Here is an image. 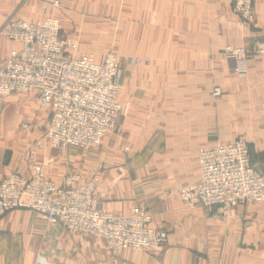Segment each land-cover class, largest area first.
Masks as SVG:
<instances>
[{
    "label": "crops",
    "instance_id": "obj_1",
    "mask_svg": "<svg viewBox=\"0 0 264 264\" xmlns=\"http://www.w3.org/2000/svg\"><path fill=\"white\" fill-rule=\"evenodd\" d=\"M231 2L123 0V20L137 22L139 37L154 46L147 51L148 74L132 76L128 69L121 74L116 131L95 149L46 145L38 151L45 173L57 184L69 172L83 179L97 175L100 208L119 215L134 205L150 209L153 222L168 229L165 244L115 252L103 239L47 226L36 212L15 209L0 214V264H264V203L228 211L187 207L177 193L198 180L201 147L243 138L254 165H264V58L250 61L241 78L228 71L219 52L228 37L236 42L244 32ZM108 4L114 1L59 0L53 9L44 0H0V27L10 17L34 21L45 12L93 20L99 5ZM262 4L258 0L257 6ZM79 7H91L93 14ZM18 46L0 33V62ZM214 86L221 88L218 97L212 95ZM24 118L45 124L49 111L31 94L0 97V178L27 172L30 143L19 126Z\"/></svg>",
    "mask_w": 264,
    "mask_h": 264
},
{
    "label": "built area",
    "instance_id": "obj_2",
    "mask_svg": "<svg viewBox=\"0 0 264 264\" xmlns=\"http://www.w3.org/2000/svg\"><path fill=\"white\" fill-rule=\"evenodd\" d=\"M44 1L53 8L60 6L59 0ZM234 10L251 19L250 0H235ZM1 33L19 46L0 62V97L31 94L49 111V118L45 124L19 123L30 143L28 169L0 178V214L30 210L47 226L61 225L68 232L103 239L115 252L161 248L168 229L153 222L150 209L134 205L127 215L104 210L96 196L97 175L83 179L69 172L57 184L38 159V151L46 145L91 150L116 131L124 92L116 56L109 53L96 60L64 33L57 16L47 12L34 21L10 17ZM234 66L236 72L242 71L237 61ZM219 94L216 87L213 95ZM197 164L198 180L177 192L183 205L228 211L246 203H264V174L251 165L244 139L199 148Z\"/></svg>",
    "mask_w": 264,
    "mask_h": 264
},
{
    "label": "rangeland",
    "instance_id": "obj_3",
    "mask_svg": "<svg viewBox=\"0 0 264 264\" xmlns=\"http://www.w3.org/2000/svg\"><path fill=\"white\" fill-rule=\"evenodd\" d=\"M109 1H114V4H108L107 6L99 5L96 14H94L97 17L93 20L73 21L69 19L66 20L64 16L61 17L57 12L53 15L60 17L62 28L65 31L64 33L76 39L80 47L84 51L93 54L96 60H101L105 55L112 53L117 58L120 74L123 73L124 69H128V72H132V76H139L140 73L145 74V72L148 74L145 69L152 63V58L147 51L154 46V43H152L151 40L150 45H147L145 44V39L139 37L137 22H126L123 20V0ZM250 1L252 12L251 19H243L235 12V0H232L230 10L232 14L236 16L239 25L243 28V36L236 42L233 41L235 40L234 37H228L227 43L224 44L219 51L220 55L226 61L228 71L232 75L241 78L247 76L248 63L250 61L264 58V0H262V6H257L258 0ZM79 9L84 10L83 12L86 14H88L87 12H91V7H87L88 10H85L83 7H79ZM66 17L70 16L67 15ZM1 28L2 27H0V33ZM236 61L242 69L240 72L235 71L234 65ZM216 87L219 88V95H213ZM221 94V88L219 86H214L212 95L218 97ZM23 120L43 123L42 121H36L31 118H24ZM245 141L248 143L249 152L252 157L250 150L251 145L247 140ZM124 152L127 153L128 150ZM152 152L153 151H144V155L152 154ZM255 167L259 173L264 174V165L260 163L259 167Z\"/></svg>",
    "mask_w": 264,
    "mask_h": 264
},
{
    "label": "trees",
    "instance_id": "obj_4",
    "mask_svg": "<svg viewBox=\"0 0 264 264\" xmlns=\"http://www.w3.org/2000/svg\"><path fill=\"white\" fill-rule=\"evenodd\" d=\"M250 163L251 165L257 170V168L254 166L253 162H252V157H251V154H250ZM258 171V170H257ZM259 172V171H258Z\"/></svg>",
    "mask_w": 264,
    "mask_h": 264
}]
</instances>
